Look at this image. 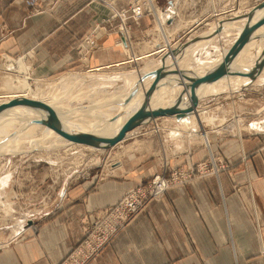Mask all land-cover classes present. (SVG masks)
Listing matches in <instances>:
<instances>
[{
  "label": "rangeland",
  "instance_id": "1",
  "mask_svg": "<svg viewBox=\"0 0 264 264\" xmlns=\"http://www.w3.org/2000/svg\"><path fill=\"white\" fill-rule=\"evenodd\" d=\"M101 1L109 7V17L93 29L94 35L81 38L82 56L85 57L93 49L100 50L101 40L106 37L109 41L116 40L118 50L111 54L114 56L118 53L117 55L126 59L109 64L113 65L109 69L91 74L83 73H89L95 67L83 64L81 67L86 68L83 73L68 71L64 77L58 78L62 76L60 75L46 80L57 81L69 76L82 79L74 82L67 91L70 96L68 103L72 105L70 109L74 110L70 113L74 118L82 117V114L76 113L75 108L80 104H89V99L111 96L116 90L121 87L126 89L130 84L129 88L132 90L147 85V79L142 85H137V82L134 84L131 80L128 81V76L162 66L164 57L173 67L184 65L182 69L191 76L216 67L215 64L225 58L224 51L228 53L232 42L236 41L235 36H239L244 30L238 29L233 34L224 35L223 28L234 21L231 17L235 13L244 16L264 2L130 0L126 5L119 6V0ZM137 4L145 9L140 17H135L133 13ZM151 4L154 6L151 7ZM161 13L169 14L163 23V31L160 27ZM144 17H148L147 26L141 28L140 21ZM213 31L215 33L212 34ZM95 37L98 44L95 43L92 47ZM84 43L91 48L83 45ZM157 48L162 54L156 53ZM261 52L255 40L252 56L260 54L258 60H261L264 56ZM4 59V56L0 57V74L9 72ZM18 59L20 58L12 61L23 62L25 58ZM236 71L247 80L242 83L236 79L226 83L217 81L220 85L215 89L209 84L201 93L190 92L189 99L186 98L181 109H187L191 105V95H197V104L182 119L158 115L157 119L139 124L138 128L126 134V139L114 148L100 151L82 144L61 145L44 139L43 133L39 131L33 137L34 141L43 140L38 145L29 137L25 149L0 151V251L9 245L29 241L51 220L57 222L68 216L67 222H73L71 214L81 211L82 207L85 209L89 193L109 179L116 189L112 194L113 202L88 211L82 222L80 239L56 263L93 264L120 233L126 231L139 215L148 210L153 201L163 198L171 189L187 187L209 177L219 178L223 173L231 175L233 180V170L241 165L247 168L254 154L264 148V78L259 82L255 77L257 67L252 71L255 78H249L245 71ZM231 73V76L236 75L233 71ZM35 78L39 77L30 75L29 84L32 88L36 87ZM89 84L93 86L90 87ZM186 87L190 88L188 84ZM79 93L83 98L76 99L74 96ZM58 94L63 96V90ZM112 99L109 101L116 100ZM103 101L101 103H107ZM192 113L197 122L194 125L189 124ZM256 123L260 124V131L253 129L252 124ZM16 134L17 131H14L0 142ZM204 136L208 138L207 141ZM5 142L12 146L15 140L7 139ZM231 147H236L237 151L228 155L225 150ZM159 179L170 184L162 193L157 189L160 186ZM122 186L126 188L125 191L116 193ZM232 189L240 193L242 187L235 183Z\"/></svg>",
  "mask_w": 264,
  "mask_h": 264
},
{
  "label": "crops",
  "instance_id": "2",
  "mask_svg": "<svg viewBox=\"0 0 264 264\" xmlns=\"http://www.w3.org/2000/svg\"><path fill=\"white\" fill-rule=\"evenodd\" d=\"M128 1L119 0L118 5ZM108 17L109 7L101 0H0V57L28 58L30 75L39 77L35 80L83 73V64L95 67L83 74L109 69V64L126 59L111 54L118 50L116 40L104 37L100 50L85 57L80 47L81 38L94 35L93 29ZM147 20L141 19V28ZM96 38L92 47L98 44ZM100 65L109 66L96 68ZM236 151L225 150L228 155ZM232 177L223 173L171 189L93 264H264V148L247 168L233 170ZM235 183L242 187L240 193L232 189ZM113 187L109 179L101 182L89 193L85 209L71 214L73 222H67L68 216L51 220L29 241L3 248L0 264L58 263L80 239L88 211L113 202Z\"/></svg>",
  "mask_w": 264,
  "mask_h": 264
},
{
  "label": "bare ground",
  "instance_id": "3",
  "mask_svg": "<svg viewBox=\"0 0 264 264\" xmlns=\"http://www.w3.org/2000/svg\"><path fill=\"white\" fill-rule=\"evenodd\" d=\"M153 6L154 5H152L151 7ZM168 15H165L163 13L160 14L159 18H160V21L162 22V26H160L161 31H163V29L165 28L163 23L166 21V19H168ZM249 16L251 17L250 19H248ZM231 18L234 19V21L232 22V24H229L228 26H225L223 28V32L225 33L224 35L233 34L238 29L240 30L244 29L247 23L250 24V23H254L255 21L259 19H264V8H259V6H256L254 7V9H252L249 13H247L244 16L243 15L240 16V14L235 13ZM181 20L183 19L181 18ZM176 27L180 28L179 25H177ZM161 31L160 33L163 34V32ZM213 33L215 32L213 31L212 34ZM220 35H223V34H220ZM235 37L238 38L239 36H235ZM255 40L259 44V52L263 51V53L262 52L261 53L262 55H264V25L256 28L255 30L248 31L245 39L239 45L237 54L235 55V57H233V59L229 63V68H228L229 71L227 70L228 74L224 76L223 78H221L220 80H218V82L226 83V82H231L235 79L241 83L243 81H246L247 79L245 80V77H241L242 75L238 74L236 70H241L243 72L245 71L244 73L249 78L257 77L259 82L261 79L264 78V70H263L264 56L261 60L259 59L260 62L258 60V57L260 56V54H257L254 57L252 56V47H253ZM206 41H210V40H206ZM234 43L232 42L231 45H233ZM224 52H225L224 54L226 55L227 54L226 51ZM224 54L222 56H224ZM4 58L5 59L3 61H5V66L7 67V70L9 72L0 74V103L10 101L14 98H27V99L35 100L43 104V106H45L47 109H49L59 119L61 124H63V126L69 132L74 133V134L79 133L81 135H85L93 139L108 138V137L115 136L121 130V128L124 126L127 120L140 107H142V105H144L143 116H141L139 124L146 123L147 120L151 121L152 119H157V116H149L150 114L157 112V111H164V113H166L164 117L175 116L179 120L182 119L185 116L186 112L194 108L197 104V100H196L197 95L194 97L193 95H191L192 96L190 98L192 100L191 105L187 109H181L183 103L186 101V98L188 97L189 99L188 95L190 92L191 93L194 92L193 94H195V92L201 93L203 92V89L209 84L210 85L212 84L211 85L212 89H215L217 85H220L219 83H217V81L212 82V83H199V84L196 83L197 85H194L195 80L197 81L202 77L217 74L220 70L224 69L223 66L225 63V58H224L222 62L219 61L220 63L215 64L216 67H213L209 70L199 71V73L196 76H191L189 72L182 69L184 65L183 66L180 65V67L178 68L173 67L172 65H169V63L165 61L166 57H164L162 58V66L157 67L152 70L150 68L145 69V71L140 73L139 75H129L128 76V81L131 80V82L134 84L137 82V85L138 84L142 85V83H144L145 80L147 79L148 82L147 80L145 82L147 83V85H145L141 89L139 87V88H135L134 90H132L131 88H129L131 87V84H130V86L128 88L126 87V89L121 87L120 89L116 90V92L112 94L111 96L105 95L103 96V98L100 96L99 98L89 99L90 101H89V104L87 105H81L80 104L81 102H79L80 105H78V107L75 108V110H76V113L82 114V117L74 118L71 116L72 113H70L73 108L70 109L71 108L70 106L72 105L68 103V98L70 96L67 93V91L70 90L69 87L71 85L75 84L74 82L82 81L80 77L69 76L67 78H62L57 81L56 80L55 81L36 80V87L32 88V86L29 84L30 74H31L29 59L24 57L25 59L23 60V62H13L12 61L13 58L10 60L9 56L7 58L4 55ZM254 67H257V70H258V72H255V75H256L255 77H253V74H252ZM156 70H161V72L159 74H154ZM231 71L235 73L237 72L236 75H238V77H236V75L231 76L232 74ZM90 77L92 78V76ZM89 81L91 82V80ZM95 82H98V81L95 80ZM187 84L190 86V88L186 87ZM61 90H63V94H64L63 96H61L62 93L61 95H59L60 93L58 94V92H60ZM162 93L164 94L161 96ZM80 94L81 93L75 95L74 97L76 99L83 98L81 96L82 94L81 95ZM109 99L110 100L116 99V100L111 102L109 101ZM103 100L106 101L107 103H101ZM85 107H88V108L83 109ZM184 108H186V106H184ZM172 109H174V111H171ZM47 115L48 114L45 109L40 110V109L33 108L28 105L20 104V105H14V106H9V107L5 106V108H3L0 111V141L3 138L8 137L14 131H17V134L12 138H7L10 140L11 139L15 140L14 145L12 146L7 144L9 141L5 142L7 139H4V142L2 143L0 142V151L4 150L5 152L8 150H18L20 148L25 149L27 147L26 140L29 137L33 139V137L35 136V133L39 131L43 133L44 139L46 138V140H51L52 142H57V143H60L61 145L62 144L71 145V143L73 145L79 144V143L72 142L69 139L63 137L55 129L48 127L44 124L38 123L39 121L46 119ZM194 118H195V114L192 113L190 115V121H189L190 123L189 122L187 123L193 124V125L197 123L195 122ZM207 120L210 121V118H208ZM182 123L187 124L186 122H183V121ZM252 127L253 129L256 128L257 131H260L259 123H256V125L252 124ZM136 128L138 127H135L133 130H135ZM174 137H171V138H174ZM180 137L181 136H179V138ZM125 139L126 137L110 148H114L115 146L123 142ZM207 139L208 138L205 137L206 141ZM41 141L43 142L42 139ZM39 142L34 141L33 139V143H35L36 145H38ZM89 147H91V149L100 150V151L101 150L103 151L109 148V147L104 148V147H92V146H89ZM161 181H162V184H161ZM159 184L161 186H158L157 189L161 190V193L166 191L167 186H170V184L164 179H159ZM1 200L2 199H0V201Z\"/></svg>",
  "mask_w": 264,
  "mask_h": 264
},
{
  "label": "water",
  "instance_id": "4",
  "mask_svg": "<svg viewBox=\"0 0 264 264\" xmlns=\"http://www.w3.org/2000/svg\"><path fill=\"white\" fill-rule=\"evenodd\" d=\"M259 8H264V2L259 5ZM251 17L249 16L248 19H250ZM264 25V19H259L257 21H255L254 23H250V24H246L244 30L240 33L239 37L236 39L235 43L232 45V47L230 48V50L228 51V53L225 56V63H224V69L220 70L217 74L215 75H208L205 77L200 78L199 80H195L194 85H197L196 83H212V82H216L218 80H220L221 78H223L224 76H226L228 74V68H229V63L231 62V60L233 59V57H235V55L237 54L238 48L240 43L245 39L248 31L250 30H255L256 28L263 26ZM161 72V70H156L154 72V74H159ZM149 94V93H148ZM28 105L31 106L33 108H37L40 110H46L47 111V117L46 119H43L41 121H39L38 123L44 124L48 127H51L53 129H55L56 131H58L63 137L69 139L72 142L75 143H79V144H84L87 146H92V147H104V148H110L112 146H114L115 144H117L119 141L123 140L126 137V134L133 130L135 127H137L139 125V121L141 116H143V107L144 105H142V107H140L128 120L127 122L124 124V126L121 128V130L113 137H108V138H100V139H93L91 137L85 136V135H81L79 133H71L69 132L64 126L63 124H61V122L59 121V119L49 110L47 109L45 106H43V104L35 101V100H31V99H27V98H14L10 101H6L3 103H0V111L5 108V106H14V105ZM171 111H174V109H172ZM45 112V111H44ZM166 113H164V111H157L154 112L152 114H150L149 116H158V115H165Z\"/></svg>",
  "mask_w": 264,
  "mask_h": 264
},
{
  "label": "built area",
  "instance_id": "5",
  "mask_svg": "<svg viewBox=\"0 0 264 264\" xmlns=\"http://www.w3.org/2000/svg\"><path fill=\"white\" fill-rule=\"evenodd\" d=\"M142 8L143 7L141 5H138V4L136 6H134L133 13H134L135 17L136 16H138V17L142 16V14L145 12V9L142 10ZM161 183H162V181H161Z\"/></svg>",
  "mask_w": 264,
  "mask_h": 264
}]
</instances>
